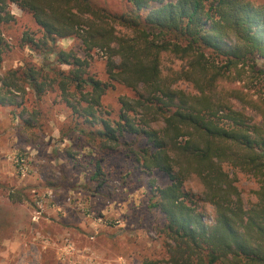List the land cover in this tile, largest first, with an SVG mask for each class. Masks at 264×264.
Segmentation results:
<instances>
[{
  "label": "trees",
  "instance_id": "trees-1",
  "mask_svg": "<svg viewBox=\"0 0 264 264\" xmlns=\"http://www.w3.org/2000/svg\"><path fill=\"white\" fill-rule=\"evenodd\" d=\"M123 1L126 10L113 13L91 0H0V70L8 49L1 26L14 20L10 4L31 14L42 32L39 39L25 33L27 45L69 67L52 69L49 77L25 62L0 73V107L20 108L26 88L40 97L57 84L72 113L89 125L81 132L102 148L126 146L137 170L149 178V208L162 214L173 242L169 264H264V101L240 91L247 82L264 90V3ZM111 24L130 33L118 36ZM66 38L80 41L84 57L58 47ZM95 49L107 56L108 83L88 73ZM166 59L181 67L164 75ZM176 80L192 83L198 94L172 88ZM110 82L135 92L119 97L115 121L102 118ZM70 88L75 98L68 97ZM232 100L256 109L259 120L236 109ZM127 137L135 148H129ZM100 163L91 177L98 187L105 182ZM223 164L257 180L248 208ZM154 171L167 178L165 185L155 184ZM191 176L203 187L200 195L185 188ZM8 198L20 200L14 193ZM201 202L213 207L210 224L203 221Z\"/></svg>",
  "mask_w": 264,
  "mask_h": 264
},
{
  "label": "rangeland",
  "instance_id": "rangeland-1",
  "mask_svg": "<svg viewBox=\"0 0 264 264\" xmlns=\"http://www.w3.org/2000/svg\"><path fill=\"white\" fill-rule=\"evenodd\" d=\"M97 7L121 13L127 5L123 0H91ZM256 4L264 0H254ZM8 9L14 20L1 26L8 44L0 73L23 67L25 62L53 77L52 69L67 70L55 57L41 50H32L24 35L41 37V30L31 14L15 4ZM113 25L116 35L129 34ZM58 47L72 50L84 57L80 41L66 38ZM106 54L98 49L90 53L89 75L108 83ZM181 63L166 59L163 72L176 71ZM102 99V118L115 121L120 111L119 97H134L135 92L110 82ZM172 88L190 95L198 91L192 83L176 80ZM69 98H75L70 88ZM251 100L262 99L264 90L256 82L240 90ZM20 108L0 107V264H169L168 250L173 242L164 232V218L149 208V178L137 170L126 146L107 145L91 138L83 118L75 116L64 102L55 83L40 97L26 88ZM72 95V96H71ZM78 99V95L76 96ZM234 107L248 117L259 120L256 109L240 100ZM134 119L139 116L134 114ZM77 122H80L77 125ZM126 138L129 148H135ZM101 161L105 179L102 187L91 180L94 164ZM235 179L245 208L255 202L257 180L246 173L223 164ZM151 178L157 186L167 178L154 171ZM185 188L201 194L203 187L194 176ZM14 193L18 201L8 196ZM203 221L210 224L213 207L201 202Z\"/></svg>",
  "mask_w": 264,
  "mask_h": 264
}]
</instances>
